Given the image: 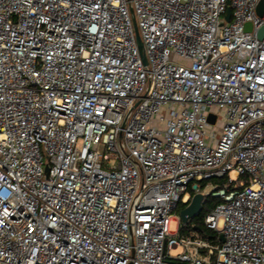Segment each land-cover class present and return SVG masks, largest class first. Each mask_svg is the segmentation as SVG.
<instances>
[{"label": "built area", "instance_id": "1", "mask_svg": "<svg viewBox=\"0 0 264 264\" xmlns=\"http://www.w3.org/2000/svg\"><path fill=\"white\" fill-rule=\"evenodd\" d=\"M260 2L0 0V264H264Z\"/></svg>", "mask_w": 264, "mask_h": 264}, {"label": "water", "instance_id": "2", "mask_svg": "<svg viewBox=\"0 0 264 264\" xmlns=\"http://www.w3.org/2000/svg\"><path fill=\"white\" fill-rule=\"evenodd\" d=\"M258 14L260 16H263L264 14V0H261L258 6ZM230 17H231V10L228 11L227 20H230ZM134 24H135V31H136L137 41L139 44V49H140V52L142 53L144 63L147 65V60H146V57L144 55V50H143L144 49L143 42H142L138 27L135 23V20H134ZM245 31L246 32L252 31V25L250 23L245 25ZM258 37L260 39L264 37V26L258 31ZM215 119H216L215 116L211 115L209 118V121L211 123H215ZM46 172H48V168L46 169ZM205 197L206 196L202 193L196 194L192 198V201L190 202V204L184 210L180 212V217L183 223L188 224L191 220H194L195 218L199 216V214L202 212L203 207H204ZM195 229L196 231H199V232L201 231L200 227H196ZM220 241L222 242L225 241V238L223 235L220 236Z\"/></svg>", "mask_w": 264, "mask_h": 264}, {"label": "trees", "instance_id": "3", "mask_svg": "<svg viewBox=\"0 0 264 264\" xmlns=\"http://www.w3.org/2000/svg\"><path fill=\"white\" fill-rule=\"evenodd\" d=\"M226 179H223L221 181H215V184H218L219 188H221L223 186V184L225 183ZM208 182H204L202 185V191L207 187ZM193 196H195V194H193ZM221 199L219 198H215L212 195L206 196L205 197V203H204V207L202 212L199 214V216L197 218H195L191 224H195V226L200 227L201 231L200 236L203 238L208 239L209 241H211L213 243V245H218L220 244L219 240H220V236L217 235L214 231L209 230L208 228H206L205 226V218L207 216L208 213H210L211 211H213L217 205H219L221 203ZM188 205H180L177 212L180 213L182 210H184ZM191 224H189L187 227H192Z\"/></svg>", "mask_w": 264, "mask_h": 264}, {"label": "rangeland", "instance_id": "4", "mask_svg": "<svg viewBox=\"0 0 264 264\" xmlns=\"http://www.w3.org/2000/svg\"><path fill=\"white\" fill-rule=\"evenodd\" d=\"M219 115H220V119H221L222 121L225 120V114H224L223 111H220V112H219ZM222 121L219 122V128H222V125H223ZM231 176L234 177V174H232ZM224 184H228V180H227V179H226V181H225ZM208 189H209L210 191H212V188H211V187H209ZM172 218H173V219H172V221L170 222V231H171L172 233H176L177 230H178L179 221H180V222H183V221H182V219H181V217H180V213H178V212H176V213L173 215ZM181 234H182L183 236H189V235H191V234H194L196 237H201V236H200V233H199L198 231L194 230L193 227H189V228L187 227L184 231L181 232ZM182 253H183V249H182V248H178V249L173 250V252H172V256H173V257H177V256L181 255ZM210 260H212V258H210Z\"/></svg>", "mask_w": 264, "mask_h": 264}]
</instances>
